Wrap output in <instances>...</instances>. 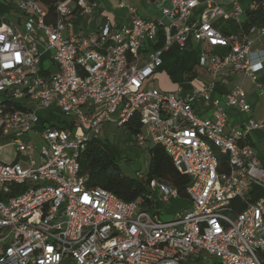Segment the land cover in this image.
Returning <instances> with one entry per match:
<instances>
[{
	"label": "built area",
	"instance_id": "1",
	"mask_svg": "<svg viewBox=\"0 0 264 264\" xmlns=\"http://www.w3.org/2000/svg\"><path fill=\"white\" fill-rule=\"evenodd\" d=\"M167 1L163 21L128 7L127 23L106 17L85 33L79 19L91 18L94 0H61L54 16L36 0H0L17 18L0 19V150L10 146L25 158L0 161V264H264V195L254 192L264 193V167L250 143L255 131L264 141V85L252 59L264 26L243 30L240 4L212 0L189 24L203 0ZM217 17L233 21L238 33H221L211 22ZM190 39L223 50L198 57L209 81L188 95L156 88L162 54L172 45L184 51ZM45 55L54 68L47 76L40 73ZM232 73L254 86L263 102L260 120L240 85L212 97L218 79ZM199 102L210 105L209 117L197 114ZM229 110L237 127L228 124ZM41 111L60 114L64 124H40ZM134 118L143 130L135 143L161 147L189 177L190 206L169 221L88 187L80 174L79 157L103 125ZM149 189L159 202L178 197L155 179Z\"/></svg>",
	"mask_w": 264,
	"mask_h": 264
},
{
	"label": "trees",
	"instance_id": "2",
	"mask_svg": "<svg viewBox=\"0 0 264 264\" xmlns=\"http://www.w3.org/2000/svg\"><path fill=\"white\" fill-rule=\"evenodd\" d=\"M36 1L43 6L51 16H54V6L61 0ZM254 1L255 7L253 9H245L244 21L242 24L243 30L255 26H264V0ZM214 27L224 35L238 33V26L233 21L224 24H215ZM161 44L162 36L160 35L156 47L161 46ZM40 73L47 76L50 70L40 69ZM193 76H196V73L194 74L192 70L187 74L181 71L170 73V79L174 83L188 82ZM14 106L16 109H22L18 103H15ZM43 122L47 121L40 120V124ZM48 122H50V120H48ZM55 122L64 124L63 119H57ZM125 127L133 135L137 134L141 129L137 118L131 119L125 124ZM149 153L150 160L145 179H132L123 176L114 160L104 153L96 141H92L87 145L86 149L79 157L80 174L88 177L86 181L88 187H98L109 191L118 199L127 203L136 202L142 210L151 211L155 207V201L150 197L151 192L149 189V182L153 179L174 188L179 198L188 199L186 188L190 181L189 177L177 171L161 147L151 146L149 148ZM254 192L258 196L264 195L259 189H256ZM241 210H243V207H240L239 211Z\"/></svg>",
	"mask_w": 264,
	"mask_h": 264
},
{
	"label": "rangeland",
	"instance_id": "3",
	"mask_svg": "<svg viewBox=\"0 0 264 264\" xmlns=\"http://www.w3.org/2000/svg\"><path fill=\"white\" fill-rule=\"evenodd\" d=\"M246 1V0H245ZM138 8L140 13L145 15H150V18L146 19H156L160 17L159 13L156 15H151L145 11V7L139 4ZM199 12L200 10H196ZM0 19H5L11 21L15 19V14L9 11L5 4L0 2ZM80 27H82L80 23ZM81 30L75 32H80ZM204 52L208 54V51H203L196 44L188 43L186 50L184 52L180 51L176 46H172L169 51L163 57V73L165 74L157 83V88L161 87L167 89L172 82L170 79V73L175 71H181L185 74L189 73L191 70L196 76L188 81L192 84L198 85L201 81L205 80L204 71L200 70L197 65L198 56ZM40 69L52 71L53 66L49 62L47 55H45L41 60ZM180 88V87H178ZM177 88H174V91ZM166 91V90H165ZM168 91V90H167ZM40 120H51L56 121L57 119H62V116L53 111H41L39 112ZM143 133V130L141 129ZM29 140L35 145L39 144V139L32 136L30 133L26 135ZM96 142L100 145L104 153H106L115 164L118 166L120 173L128 178L136 179V174H140L144 177L146 176L147 168L150 160L149 148L151 147L150 143H147L146 146H138L134 141V135L130 133L125 126L117 127L115 124L107 123L104 124L101 130V134ZM34 157L38 158V151L34 152ZM18 161L19 159L13 153V149L10 146H5L0 150V161L10 162ZM22 164L25 162V158L19 160ZM143 179V180H144ZM160 194L157 192L155 194V207L154 211L159 212L161 219L163 221H169L172 219L173 215L182 209L188 208L190 202L188 199H181L179 197L171 199L167 203L159 202Z\"/></svg>",
	"mask_w": 264,
	"mask_h": 264
},
{
	"label": "crops",
	"instance_id": "4",
	"mask_svg": "<svg viewBox=\"0 0 264 264\" xmlns=\"http://www.w3.org/2000/svg\"><path fill=\"white\" fill-rule=\"evenodd\" d=\"M94 1L96 2L97 8H96L95 12L93 13V15L91 16V18L90 19H87V18H80L79 19V23H81L83 29L85 28L84 30H82V32L87 33L88 31L93 30L94 27L99 25L101 23V21L106 17H108L116 25H121V24L127 23L128 22V10H127L128 7L134 8L142 17L150 18V15L144 16L142 13H140L137 4L144 6L146 8L145 11L150 13L152 16L159 13L160 17H157L156 19H152V20L161 19L163 21L161 14H160V8H161V6H164V5L167 6L168 5L167 0H94ZM205 1L206 0H203V3L201 5H199L198 7H196L195 9L192 10L190 17L187 21L189 24L195 23L199 19V17L201 16V14L204 11H206L207 4ZM212 1L214 3L220 5V6H228L231 3L236 2V3L240 4L244 10L247 8L251 9L252 6L254 5V2H255L254 0H246V1L245 0H212ZM5 7L9 11L14 13V11L11 9L10 6L5 4ZM196 10H200V11L197 12ZM242 19H244V18H242ZM16 21H17V18L15 17L13 22L15 23ZM211 22L213 25H215V24H219V23L224 24V23H227L229 21L223 20L222 18L217 17V18H214L213 20H211ZM18 29H20V28L18 27ZM75 29H76V27L73 30L74 33H78V32H75ZM77 31H78V29H77ZM238 31H239V28H238ZM188 43L196 44L197 46H199L201 48V50L208 51L209 53H211V52H217V53L223 52L222 49H219V48L211 49L206 44H201V43L197 44L191 39L188 41ZM188 43H187V45H188ZM172 46H176V45H172ZM254 49L255 50L252 53V59L254 62H258V64H259L258 68H257V72L259 75V82L264 85V42L256 44ZM168 51L169 50H167L166 52H164L162 54V65L156 71V73L153 77V82H154L155 87L157 86V83H159V80H161L160 78L165 75L163 73V57ZM184 51H182V52H184ZM53 71H54V68L52 69L51 72H53ZM204 75L206 76L205 80L201 81L198 85L192 84L190 82H184V83L171 82L169 88L163 89L161 87V90H163V91L168 90L169 91V90H173L174 88L180 87L182 94L188 95L192 91L193 88L201 87L202 85H204L205 83H207L209 81L210 76L208 74H206L205 72H204ZM235 84L240 85L245 90V92L247 93V96L249 98L250 103L255 108L254 117L256 120H260L262 117L263 102H262L261 98L257 95V93L254 89V86L249 82V80L247 78H245L244 76H242L240 74H235V73L229 74L227 79L220 77L218 79L216 86H215V92H214L212 97L213 98L223 97V94L232 85H235ZM195 110H196L197 114L201 117H209L211 115V108H210V105H208V104H203V103L199 102L195 105ZM228 124H229V126H235V127L238 126V117H237L236 112L234 110L228 111ZM250 143L253 145V147L255 148V150L258 154L260 164L264 167V141H263L262 132L261 131L253 132L251 134V137H250ZM14 161H16V160H14Z\"/></svg>",
	"mask_w": 264,
	"mask_h": 264
}]
</instances>
